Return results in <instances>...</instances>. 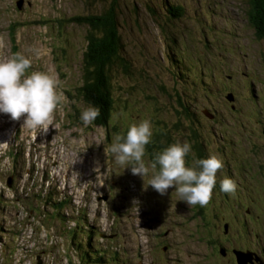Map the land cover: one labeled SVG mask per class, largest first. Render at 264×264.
I'll return each instance as SVG.
<instances>
[{
  "label": "rangeland",
  "instance_id": "374dc122",
  "mask_svg": "<svg viewBox=\"0 0 264 264\" xmlns=\"http://www.w3.org/2000/svg\"><path fill=\"white\" fill-rule=\"evenodd\" d=\"M112 1L0 0V61L29 56L28 72L49 73L62 92L43 127L0 114V264H81L66 237L76 219L93 233L94 249L118 254L107 264H237L234 251L264 262V37L247 24L248 0H167L183 7L179 20L162 0H117L129 65L113 72L108 126H83L87 106L77 92L87 26L66 19L100 14ZM181 65L211 79L210 98L199 91L205 85L180 79L188 71ZM141 119L153 133L146 161L176 140L191 144L188 162L199 159L191 130L204 158L222 161L205 206L179 201L174 188L158 194L148 176L114 164L107 146ZM224 176L235 182L231 194L219 190Z\"/></svg>",
  "mask_w": 264,
  "mask_h": 264
},
{
  "label": "clouds",
  "instance_id": "9594fccd",
  "mask_svg": "<svg viewBox=\"0 0 264 264\" xmlns=\"http://www.w3.org/2000/svg\"><path fill=\"white\" fill-rule=\"evenodd\" d=\"M31 62V57L22 53L0 61V114L8 115L13 121L23 117L22 127L36 129L52 119L62 92L49 73L28 72ZM98 115L99 109L89 104L81 110L79 119L83 126H88ZM152 134L151 122L141 119L130 124L123 136L116 135L107 146L114 164L142 179L148 176V186L158 194L174 188L179 201L188 206H205L217 184L222 161L213 154L199 159L193 156L188 162L192 147L186 140L174 141L157 152L154 160L146 161L145 147L151 142ZM235 187V182L227 176L219 180L221 192L231 194Z\"/></svg>",
  "mask_w": 264,
  "mask_h": 264
},
{
  "label": "trees",
  "instance_id": "16d2710c",
  "mask_svg": "<svg viewBox=\"0 0 264 264\" xmlns=\"http://www.w3.org/2000/svg\"><path fill=\"white\" fill-rule=\"evenodd\" d=\"M117 0H113L108 9L101 10L100 14H88L82 17H71L66 19L69 25L77 24L87 26L86 35V48L83 54L81 81L82 87L78 90L77 95L83 100L84 104H89L99 109V115L92 122L94 126L106 128L111 118L112 106H113V79L115 70L123 71L127 69L129 65L127 58L125 57V46L121 36V24L118 17L119 6L116 3ZM157 1V0H154ZM162 11H165L167 17L179 20L182 17L183 7L180 5H169L167 0L162 2L157 1ZM153 7H158L153 5ZM249 10L246 12L247 24L253 29L255 35L258 38L264 37V0H248ZM155 20H158L157 16H153ZM61 22V21H60ZM166 33V28L160 29ZM175 62V61H174ZM177 63H181V59L176 60ZM187 67V74L180 77L181 80H192V85L195 87L206 86V91H200L204 94L203 99L210 98L208 91L210 90V80L207 77V81L204 83L202 80L197 79V76H193V66L181 65V67ZM181 74V72H180ZM199 77V76H198ZM196 94H194L195 96ZM233 97V96H232ZM201 98V97H200ZM182 107V114L190 125L195 124L197 115L190 111V109L184 105L182 100L177 98ZM192 100V99H191ZM194 101V100H193ZM192 103V102H191ZM195 103V102H194ZM184 105V106H183ZM208 114V113H207ZM209 116V115H208ZM210 118V117H209ZM211 119V118H210ZM201 135L191 130L190 139L196 141V154L198 158H204V147L200 140ZM148 145H151L150 143ZM147 145V146H148ZM158 145L157 143L155 144ZM150 149V147L148 146ZM155 155H151L152 157ZM206 156V155H205ZM62 203V202H61ZM64 203V201H63ZM62 203V204H63ZM61 205V204H59ZM6 206V205H5ZM62 210V209H59ZM58 217V211L55 213V218ZM83 220H74V226L67 232V243L70 244L71 249L80 256L81 264L86 260V264H95L89 261V258L98 259V264H107L108 262H119L118 254L115 252H108L102 249H94L90 244L91 235L87 231V227L83 226ZM97 235V234H96ZM83 240L85 243H82ZM83 247H86L83 250ZM95 251V253H92Z\"/></svg>",
  "mask_w": 264,
  "mask_h": 264
},
{
  "label": "water",
  "instance_id": "95a60500",
  "mask_svg": "<svg viewBox=\"0 0 264 264\" xmlns=\"http://www.w3.org/2000/svg\"><path fill=\"white\" fill-rule=\"evenodd\" d=\"M17 7L20 8V4H18ZM231 98H233V97L230 94L228 96V99L231 100ZM205 114H207V113H205ZM224 228L226 230L227 229V225ZM225 233H226V231H225ZM234 254L236 256L237 264H248V263H250L252 261V254L251 253L245 254L243 252L234 251Z\"/></svg>",
  "mask_w": 264,
  "mask_h": 264
},
{
  "label": "flooded vegetation",
  "instance_id": "af4514ba",
  "mask_svg": "<svg viewBox=\"0 0 264 264\" xmlns=\"http://www.w3.org/2000/svg\"><path fill=\"white\" fill-rule=\"evenodd\" d=\"M255 261H257V260H254V261H253V257H252V261H251L250 263H248V264H256ZM260 262H261L260 264H264V262H263L262 260H261Z\"/></svg>",
  "mask_w": 264,
  "mask_h": 264
},
{
  "label": "bare ground",
  "instance_id": "6f19581e",
  "mask_svg": "<svg viewBox=\"0 0 264 264\" xmlns=\"http://www.w3.org/2000/svg\"><path fill=\"white\" fill-rule=\"evenodd\" d=\"M233 101V100H232ZM209 117V116H208ZM111 253V252H110Z\"/></svg>",
  "mask_w": 264,
  "mask_h": 264
}]
</instances>
